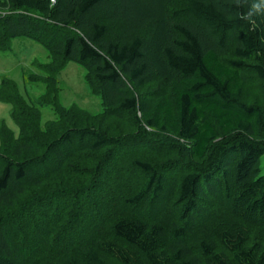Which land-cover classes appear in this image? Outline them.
Here are the masks:
<instances>
[{
	"label": "trees",
	"instance_id": "16d2710c",
	"mask_svg": "<svg viewBox=\"0 0 264 264\" xmlns=\"http://www.w3.org/2000/svg\"><path fill=\"white\" fill-rule=\"evenodd\" d=\"M139 1L0 0V10H10L0 16V49L25 37L51 58L33 60L37 70L23 74L44 85L35 100L12 78L0 83L19 128L16 136L0 123V264H264V104L247 102L245 92L249 76L264 81V9L257 13L250 0H182L161 18ZM158 1L171 0H149ZM68 61L84 68L101 112L61 102L58 75ZM160 72L165 91L140 108L135 91ZM43 108L53 114L46 122ZM121 112L133 114L131 124L117 119ZM142 124L166 131L174 147L182 142L179 183L167 187L150 160L134 158L140 184L114 188L121 197L96 227L94 204L80 206L81 195L91 197L82 181L96 177L85 152L122 144L139 151L120 135ZM157 130L145 137L143 157L157 145ZM165 189H176V218L168 222L153 218ZM255 228L259 240L249 244Z\"/></svg>",
	"mask_w": 264,
	"mask_h": 264
},
{
	"label": "rangeland",
	"instance_id": "374dc122",
	"mask_svg": "<svg viewBox=\"0 0 264 264\" xmlns=\"http://www.w3.org/2000/svg\"><path fill=\"white\" fill-rule=\"evenodd\" d=\"M181 1L182 0H171L170 3L165 1L163 5L158 1V5H153L151 2H149V0H143L139 1V4L140 6H145L146 8L148 7L146 5L151 4L149 8L154 11V14L159 16L161 15L162 18L163 16H165V12L169 13L170 11L179 7L177 5ZM250 4L257 13L261 8L264 9V0H250ZM7 12H10V10H0V16L5 15ZM162 27L163 22L158 24V29L155 33L153 43L154 41L158 40ZM8 45L9 49H0V83L3 77L12 78L18 83L21 93L26 97L27 100H35L39 97L40 94L43 93L45 89L44 85L42 83L26 82L24 80L23 74H26L29 71L37 70L31 64L33 60H38V62L41 63H49L51 59L48 57L49 53L42 44L25 37L13 38L8 43ZM160 69L162 70V68ZM84 74V68L79 63L74 61L67 62L66 66L58 75L61 88L60 100L66 106L76 104L79 107L84 108L90 112H101L103 110L101 98L99 95L91 92L84 80ZM166 77L167 76L163 72L162 75L160 72L159 78L149 83L145 88L135 91L140 104H142L140 108H142V106L144 105H149L147 103H149L155 97V95L161 94L165 91L164 89L166 86ZM246 88L247 89L245 92L247 96L250 97L247 102H252L253 100L262 102V104H264V81H260L252 76H249ZM42 114L43 122H46L47 120L53 118L52 110L50 108H43ZM120 116L121 117L116 118H121L128 124H131L134 120L133 114H126L125 112H121ZM138 116L142 117L141 111H138ZM3 120L14 131L15 135L18 136L19 128L10 116V103L0 100V123ZM91 123L92 121L89 122V124L86 126L92 127L93 124ZM139 127L142 130H138ZM132 128L133 130L127 132L128 134L125 133L123 135H120V137L122 140L125 139L129 141L132 148L135 150L139 149V151H123L126 150L127 146L122 144L118 147L117 145H114L113 148H110L108 150V153H106L107 151L105 150H103L102 152H85L86 159L88 161L87 168L91 173H93L94 171L96 177L94 178L91 176L90 179L87 178L82 181L83 184L89 186L88 194L91 193V197L81 195L79 197L81 201L80 206L83 208L84 204L87 206H89L91 203L94 204L95 212H97L98 214L97 216L95 215L96 217H98V219L95 220L96 227H99L100 225V218L105 216L106 212H109L108 210L106 211V206L113 204V202L116 201L113 200L115 197H121L120 195L116 194L114 188H116L118 185H121V187H125V189L131 190L133 189V187H136L135 183L140 184L142 173L132 167L131 160H133L134 158H143L150 160V162H152L153 165H155L157 169H159L162 174L167 177L165 180L168 182L167 187L170 186L169 184L179 183V179L177 178V175L179 173L176 171L180 172V170L176 165L180 160L175 156V154L178 153L179 156L180 154L186 155V152L181 145L182 142L178 141L180 144L176 143L175 147L172 146L170 144V141H168L169 139H167L168 133L166 131L154 129L147 124H142L137 127L133 126ZM155 130L159 131L158 133L156 132L158 135L155 138L157 145H151L150 148L147 149L146 155H144L143 157V155L140 154L141 150L148 148V143L145 142V137L152 136V133H154ZM111 134H114V132H112ZM160 136L163 137L162 141H166L165 144L159 142L160 140L158 137ZM114 137L117 139L120 138L119 134L114 135ZM105 155L108 156V159L104 157ZM188 162L189 165L195 170L200 166V163L190 158V155ZM258 165L260 167V173L264 174V155L261 157V161L260 163H258ZM127 166H131V168L127 170ZM252 169L255 168L252 166L251 170ZM96 170H99V173ZM172 170L173 172H176V177H173ZM122 180L126 181L127 185L122 186ZM75 187L81 188V185L78 184L75 185ZM112 191H114V193H112ZM49 196L50 195L46 197ZM167 200L169 201L167 202ZM117 204H119L118 201L116 204H114V206ZM176 204V189L171 193L168 189H165V192L162 194L161 198L156 201L153 206L155 213L153 218H161V221L164 220L166 222L175 219ZM215 207L216 209L219 208L218 205H215ZM211 209L214 208L211 207ZM139 210L140 212H142V214H145V210L143 208H140ZM87 214L90 216L89 213ZM92 217L93 216H91V218ZM175 221H178V219H176ZM191 228L197 230L198 227L191 226ZM256 229L257 228H255V230ZM258 232H260V229H257L253 233H250V238L248 239L249 244H252L255 240H259ZM261 233H264L263 229ZM73 238L77 239L75 236ZM261 241L264 245V239H261ZM203 264H207V262Z\"/></svg>",
	"mask_w": 264,
	"mask_h": 264
},
{
	"label": "built area",
	"instance_id": "2783aa9c",
	"mask_svg": "<svg viewBox=\"0 0 264 264\" xmlns=\"http://www.w3.org/2000/svg\"><path fill=\"white\" fill-rule=\"evenodd\" d=\"M56 0H51L52 3H54Z\"/></svg>",
	"mask_w": 264,
	"mask_h": 264
}]
</instances>
